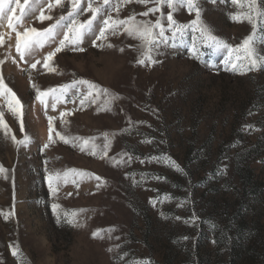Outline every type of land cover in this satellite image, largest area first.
<instances>
[{"label":"rangeland","instance_id":"obj_1","mask_svg":"<svg viewBox=\"0 0 264 264\" xmlns=\"http://www.w3.org/2000/svg\"><path fill=\"white\" fill-rule=\"evenodd\" d=\"M100 3L96 0L94 6ZM197 3L203 22L228 45L239 46L253 31L246 20L232 19L248 11L249 0L239 5L232 0ZM256 6L264 12V0H256ZM41 7L52 19L40 21L36 11L17 31L47 28L69 10L67 0L63 8L49 11L47 0ZM156 7L160 11L142 15ZM169 11L156 0H110L94 21V31L85 34L83 51L69 45L48 61L55 71L43 65L63 38L59 30L55 41L21 59L16 32L6 18L0 23V75L23 105L22 115L14 114L10 96L0 95V166L6 170L0 173V264H137L144 258L153 264H264V68L244 74L226 70L228 49L202 37L198 29L188 28L175 48H164L163 63L154 67L136 63L140 41L123 26L115 35L106 32V40L96 39L107 15L159 20L170 35ZM90 16L83 12L77 19ZM173 18L190 24L196 17L185 7L177 8ZM258 19L259 39L264 15ZM258 51L264 54V46L258 45ZM81 78L118 98L94 92L81 105L78 93L87 89L77 85L55 109L51 97L47 108L35 99L33 83L46 91ZM49 116L55 117L52 142L44 149ZM245 125L257 130H245ZM13 134L17 140L28 136L29 142L17 145ZM68 169L101 180L70 174L69 181L76 179L79 186L61 183L53 196L48 175ZM53 203L61 213L75 210L83 227L57 225ZM4 214H10L7 220ZM110 227L115 231L103 232V238L91 235Z\"/></svg>","mask_w":264,"mask_h":264},{"label":"snow or ice","instance_id":"obj_2","mask_svg":"<svg viewBox=\"0 0 264 264\" xmlns=\"http://www.w3.org/2000/svg\"><path fill=\"white\" fill-rule=\"evenodd\" d=\"M44 0H0V23L6 18L8 27H10L14 32H16L17 42L16 50L20 53L21 59L27 56H34L40 49L44 48L45 45L50 42L55 41L58 30L62 33L63 38L59 40L58 46L54 51H49L44 60V67L49 71H55L54 68H50L48 61L51 60L57 52L62 51L65 47L71 45L73 51H83L84 49L80 47L83 42L84 36L86 33H91L94 31L93 23L96 21L98 15L104 11V6L110 3V0H102V3L99 6H94L96 0H67L69 5V10L66 15H60L56 19L55 23L50 24L47 28L37 29L35 27H25L23 31H17V27L21 26L23 20L26 17H31L33 13L39 11L38 19L40 21L51 20L50 15H44L43 8L41 7ZM86 2V7H82V3ZM132 0H123V3H131ZM139 3H146L147 0H138ZM234 4L240 3V0H232ZM157 4L163 5L167 4L172 11L167 13V21L169 26L172 28L170 35H166L165 27L161 25L160 21L157 20L155 23H150L147 21H136L135 16H130L127 19H113L111 15H107L103 19V26L99 28V34L96 36V39H107L106 32H110L115 35L118 33L121 26H123L124 31L131 37L136 38L140 41V57L137 59L136 63L140 66H158L163 63V60L160 57L165 55L163 51L166 47L175 48L177 37H182L185 30L188 28L198 29L201 36L205 37L212 41L216 46L223 47L228 49L229 58L225 60V68L230 71H238L241 74L250 72L253 70H259L264 68V54H261L258 51V45L264 46V35L257 38V25L259 23V17L264 15V12L257 10L256 0H249L248 11L245 13H235L232 15V19L237 22H243L246 20L249 22L253 31L246 37L243 42L236 47L230 46L225 43L222 39L216 37L211 30V27L203 22L201 19V10L198 6L197 0H156ZM14 5V7H13ZM48 10L51 11L56 7H64V0H47ZM122 6V5H121ZM187 8L189 12H195V19L190 22V24H178L173 18V12L177 8ZM17 10H19V15H16ZM114 10L118 8L114 7ZM160 11L159 7L150 8L147 12H144L143 16H148L149 12ZM83 12L91 13L90 18L80 21L77 19L79 15ZM158 29V31H157ZM2 42V39H0ZM182 42V41H181ZM107 47H113V45L108 44ZM123 51V49H120ZM193 55H196L197 49L195 44L192 46ZM235 53L233 56L232 54ZM196 58L199 59V56L196 55ZM4 61L0 60V64H3ZM40 63L39 60L36 63L31 64V68L35 69L37 64ZM230 65V68L228 67ZM77 85L86 86L87 91L83 93H78L82 98L79 100L81 105H84L86 101L93 97V93L97 94L103 93L110 97L111 100L118 98V94L110 92L107 88H102L99 84L89 81L87 79L73 80L71 84L62 85L60 88L52 89L49 88L46 91H42L35 83L32 84V88L35 89V99L39 101L45 108L48 105V99L51 97L53 103L51 107L56 108V105L63 101V98L67 95L69 89L75 88ZM0 95H8L9 99V108L14 114L22 115V103L20 99L16 96V93L13 92L11 88L4 82L3 76L0 75ZM94 102V100H93ZM61 117L66 115V113L61 112ZM3 113H0V118H2ZM55 119L53 116L48 117L49 121V143L43 144V148L47 149L49 144L52 142V121ZM7 128V125H4ZM245 130L255 131L257 130L254 125H245ZM21 128L23 125L21 123ZM56 135L60 136L59 133ZM12 140L17 145L26 144L29 142V137L25 136L23 140H17L16 136L12 135ZM60 139L64 140L65 143H69V140L63 136H60ZM82 139V138H81ZM105 139L107 140V134H105ZM150 142V141H149ZM83 143L87 145L89 140H83ZM75 147L76 145L73 144ZM95 147V145H93ZM108 144L104 146V155H107ZM83 151V147L81 148ZM95 155V151H92ZM168 162L177 170L182 172L183 169L176 164L171 158H167ZM47 163V162H45ZM6 170L0 166V173L5 172ZM73 177H79L80 180L92 179L95 178L97 181H100L101 178L95 176L93 173L77 170V169H68L63 174L56 172L55 174L48 175V186L52 191L53 196L56 195L58 188L57 185L63 183L67 184L69 182L79 186V181L72 179L69 181V175ZM159 179V177H156ZM134 182H136L134 180ZM99 186V185H98ZM53 213L56 215L57 225L65 224L70 227H83L77 219V212L74 210L70 214L68 212H58L60 205L53 203L51 205ZM82 211V210H81ZM10 214H4V218L7 220ZM14 215V212L11 213ZM176 219H179L177 217ZM186 223L188 221H185ZM115 231V227H110L107 230L97 229L92 232L93 238H103L102 233L107 232L111 233ZM109 238L110 235H109ZM181 240H187L188 237H182ZM108 251H112L111 248ZM18 249L13 248V255H18ZM137 264H153V262L144 258L143 260L137 261Z\"/></svg>","mask_w":264,"mask_h":264}]
</instances>
